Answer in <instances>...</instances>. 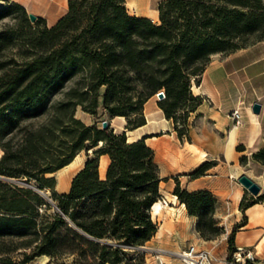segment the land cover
Here are the masks:
<instances>
[{
    "label": "trees",
    "instance_id": "trees-1",
    "mask_svg": "<svg viewBox=\"0 0 264 264\" xmlns=\"http://www.w3.org/2000/svg\"><path fill=\"white\" fill-rule=\"evenodd\" d=\"M263 3L162 0L155 22L131 15L127 0H68L67 12L51 27L42 17L32 22L17 2L0 4V21L20 12L16 24L0 31V264L41 256L59 264H148L144 247L159 230L152 208L163 196L155 150L146 138L130 142L126 132L88 125L77 111L97 118L103 108L126 117L134 130L147 123L148 100L165 91L159 107L179 138L191 140L189 117L204 100L193 84L213 55L247 48L249 37L253 44L264 41ZM16 47L19 58L6 55ZM83 151L87 161L70 191L57 193L47 175ZM103 155L110 158L104 179ZM251 159L264 166V146ZM248 162L241 156L243 166ZM215 165L206 162L188 175L202 177ZM46 188L52 202L39 193ZM174 194L197 217L202 238L221 234L211 191H189L176 178ZM263 201L264 191L246 193L241 211ZM246 220L229 235L226 264L233 262L236 232Z\"/></svg>",
    "mask_w": 264,
    "mask_h": 264
},
{
    "label": "crops",
    "instance_id": "crops-1",
    "mask_svg": "<svg viewBox=\"0 0 264 264\" xmlns=\"http://www.w3.org/2000/svg\"><path fill=\"white\" fill-rule=\"evenodd\" d=\"M14 1L24 6L28 13H33L37 17L46 19L50 27L55 25L68 9V0ZM135 3L137 4L136 6L140 4L144 6L145 14L129 11L131 15L148 17L158 22V10L154 14L157 19L147 14L150 10L151 0H136ZM31 7L36 10L29 11ZM257 43H264V41ZM256 44L234 53L227 55L219 53L211 57L199 82L194 83L192 87L193 93L201 96L204 100L189 117V135L191 140L187 138L181 140L179 138L174 121L167 119L164 111L159 107L157 95L150 98L145 104L144 112L147 123L134 130L127 129V119L124 116L109 115V118H99L100 114L104 112L103 108L100 109L97 118L84 112L85 115L89 116V123L82 118L80 119L88 125L94 123L102 125L103 121L108 120L110 121V127L116 133L126 132L130 142L146 138V143L156 153V162L159 165L160 176L163 179L160 185L161 193L163 185L167 187L169 192H174L176 178H178L184 189L189 191L206 189L211 191L219 202L223 203L226 200H231L234 207L239 206L247 190L235 178V175L240 177L243 174H247L262 187V191L264 190V166L251 159L252 154L264 146V101H257L258 99L260 100V95H264V81H262L261 85L255 84L256 87H253L252 96H259L250 101L248 90H250L253 85L252 81L255 79L249 73L247 63H238V60L247 54L251 48L255 47ZM245 90L248 94L247 96ZM247 98H249L248 102ZM255 102L262 104V110L259 115L254 114L252 111V106ZM238 107L243 114L244 124L241 127H235L231 118L232 111ZM238 145H243L245 150L238 151ZM92 152L93 150L89 151V153ZM243 152L249 158L246 166L238 163V159ZM81 153L70 164L54 172L58 173V176H52L56 182L54 189L57 193H68L74 177L84 168L88 157L87 152L80 165L76 168L73 167L75 160ZM221 157L224 159H221L220 163L211 168L210 175H204L196 179L189 177L188 174L198 169L202 164L209 161H218ZM103 161L106 163L104 169L101 170ZM109 163L110 158L108 155L101 156L99 173L102 179L106 177ZM229 164L230 169L228 168ZM230 175L237 181L231 179ZM172 204L177 205L176 202H172ZM171 208L178 210V217L172 222L164 220L160 224L156 236L149 242L153 243L155 239H158V249L165 252L156 255V264H179L177 260L179 257L176 255L181 252L180 249L183 246L185 247V242L182 241L180 236H177V233L183 232L181 228L185 227V217L188 216L190 217V225L193 228L192 231L195 232L189 238L196 240L201 249L210 250L217 258V264H226L229 254V235L234 226L242 224L246 217L245 225L236 232V247L253 250L256 257L255 264H264V201L249 207L245 214L240 210L236 211V209H234L233 214L229 215L217 212L216 217L221 219L220 224L225 226L226 233L213 240H204L201 237L197 230L198 219L196 216L188 214L185 204L178 202L177 207ZM168 212L176 215V211L170 212L168 210ZM174 219L173 217L172 220ZM146 248L150 250L149 247L146 246Z\"/></svg>",
    "mask_w": 264,
    "mask_h": 264
},
{
    "label": "rangeland",
    "instance_id": "rangeland-1",
    "mask_svg": "<svg viewBox=\"0 0 264 264\" xmlns=\"http://www.w3.org/2000/svg\"><path fill=\"white\" fill-rule=\"evenodd\" d=\"M162 0H151V3H150V10L147 12V14H149L150 16H153L154 18L157 19V17H155V13L156 11L158 10V6L160 4ZM9 2H15L14 0H0V4H2L3 6L5 5H8ZM253 2V0H252ZM264 4V3H263ZM127 8L129 11L131 12H137L140 14V11L138 10V8L136 7V5L132 4L130 2V0H127ZM36 9L33 7H31L29 9V11H35ZM20 18V12L19 11H15L13 13V15L9 18H6V19H3L0 21V31L1 30H5L7 29L10 25H14L18 22ZM159 21V20H158ZM254 42H256V39L254 37H249L248 39V43L247 45H252ZM252 47V46H250ZM241 50V49H239ZM238 51V50H237ZM16 57L19 58V49L16 47L13 52H7L6 55H14ZM227 55V54H225ZM263 57H264V43H260V44H256L255 47L251 48L250 51L245 54L242 58H240L238 61V63H247L248 64V71L250 74H252L253 78L255 80H253L252 82V86L250 87V90H248V94L250 93V95H248L246 93V90H245V93H246V96H250V99L247 98V102H248V99L251 101L253 98H257V97H253L252 96V93L254 91L253 87H256L255 84H260L263 83L262 81H264V71H263V68H264V61H263ZM255 81V82H254ZM252 91V92H251ZM257 101H264V95H260V100L258 99ZM246 104V102H245ZM77 116L79 118H82L84 119L86 122H90V119H89V116L88 115H85L84 114V111L82 110V108L80 107L77 111ZM104 117H107L109 118V114L106 113V112H103L100 114L99 118H104ZM100 127L103 128V126L100 124ZM234 127V126H232ZM185 139V137H184ZM239 146V145H238ZM3 155V150L0 148V159ZM245 153L243 152L241 156H244ZM86 156V152H82L79 157H77V159L75 160L74 164H73V167H78L80 165V162L85 158ZM221 159H224L223 157L219 158L218 161H214L217 163H220L221 162ZM238 163L241 164V157L238 159ZM242 165V164H241ZM228 168L230 169V164L228 165ZM211 169L208 170L206 172L205 175H210L211 174ZM52 176H58V173H54V174H48L47 177H52ZM231 179H234L233 176L231 177V175L229 176ZM239 177V176H238ZM237 177V175H235V178L236 179H239ZM234 179V180H236ZM11 181V180H10ZM14 182H17V183H20V181L18 180H13ZM237 181V180H236ZM264 191V190H263ZM262 191V192H263ZM52 190L49 189V188H46L45 190L42 191H39V193L44 196L48 201L52 202V199H51V195H52ZM248 196H253L248 190L246 191ZM162 193H163V197L164 199L168 202L167 204L164 203V201L162 200V205H163V209L161 211L160 214H156V215H153V219L158 223L159 227H160V224L163 223L164 220H169L170 222L172 221H175L176 220V217H178L179 213H178V210H174L173 208L171 207H177L178 205V202H180V200L177 198H175V194L174 192H169L167 190V187L165 185H163L162 187ZM172 202H176L177 205L175 206V204H172ZM234 209H236V211L240 210L241 211V208H240V204L239 206H235L233 205V202L231 200H226L225 202H217V206H216V210H215V219L218 221L219 223V226H222L220 224V220L218 217H216V214L217 212L219 213H224V214H233L234 212ZM168 210H170V212H173V211H176V215H173L172 213H169ZM51 212L53 211L52 209L50 210ZM173 217L175 218L174 220ZM186 218V225L185 227L181 228L183 230V232L181 233H177V236H180L182 241L185 242V247L183 246L182 249H180L181 251H183L186 247H188L190 245V243L196 245L198 248L199 245L196 243V240H193L191 238H189L191 235H194L195 232L192 231V226L190 225V217H185ZM223 227V231L221 232V234L219 236H221L223 233H226V228L225 226H222ZM218 236V237H219ZM217 238V237H216ZM214 238V239H216ZM204 239V238H203ZM206 240V239H204ZM213 240V239H212ZM157 242H158V239H155V241H153V243H149L147 244L146 246L149 247L150 250H147V262L148 264H156L155 263V260H156V255H158L159 253H165L164 250H159V245H157ZM177 257H179L178 255H176ZM229 256V254H228ZM24 256L22 253H17L16 254V259L18 260H21L23 259ZM179 264H186L181 258H178L177 259ZM69 261V260H68ZM25 264H59L58 261L54 260V259H49L47 257H38L28 263H25Z\"/></svg>",
    "mask_w": 264,
    "mask_h": 264
},
{
    "label": "built area",
    "instance_id": "built-area-1",
    "mask_svg": "<svg viewBox=\"0 0 264 264\" xmlns=\"http://www.w3.org/2000/svg\"><path fill=\"white\" fill-rule=\"evenodd\" d=\"M159 94V93H158ZM157 94V97H158ZM210 101V100H209ZM231 118L235 127H241L244 124L243 114L238 107L231 113ZM43 192V191H42ZM168 203L162 196L160 202ZM186 264H217V258L212 254L210 250L198 248L194 244H190L183 251L177 253ZM227 262V260H226ZM256 257L255 252L251 249L244 247H237L233 254V263L237 264H255Z\"/></svg>",
    "mask_w": 264,
    "mask_h": 264
},
{
    "label": "water",
    "instance_id": "water-1",
    "mask_svg": "<svg viewBox=\"0 0 264 264\" xmlns=\"http://www.w3.org/2000/svg\"><path fill=\"white\" fill-rule=\"evenodd\" d=\"M29 17L31 19L32 22H35L38 17L33 14V13H29ZM166 97L165 91H161L158 94V99L162 100ZM262 110V104L260 102H255L252 106V111L254 114L259 115L261 113ZM102 126L103 129H106L110 126V121L105 120L102 122ZM238 181L246 188V190H248L253 196H258L260 195L261 191H262V187L255 182L251 177H249L247 174H243L239 177ZM145 250H147L146 247H144Z\"/></svg>",
    "mask_w": 264,
    "mask_h": 264
},
{
    "label": "bare ground",
    "instance_id": "bare-ground-1",
    "mask_svg": "<svg viewBox=\"0 0 264 264\" xmlns=\"http://www.w3.org/2000/svg\"><path fill=\"white\" fill-rule=\"evenodd\" d=\"M130 1H131L132 4L137 5V4L135 3L136 0H130ZM139 6H140V7H139ZM139 6H136V7H137L138 10L140 11V13L145 14V13H144V6L141 5V4H140ZM105 163H106L105 161L102 162L101 170L104 169ZM175 197L177 198V196H175ZM162 209H163V205H162V203H161L160 201L156 202V203L154 204L153 208H152V210H153V214H154V215H156V214H160L161 211H162Z\"/></svg>",
    "mask_w": 264,
    "mask_h": 264
}]
</instances>
